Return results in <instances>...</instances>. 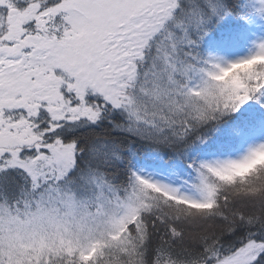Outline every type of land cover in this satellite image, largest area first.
Instances as JSON below:
<instances>
[{
  "label": "snow or ice",
  "instance_id": "snow-or-ice-1",
  "mask_svg": "<svg viewBox=\"0 0 264 264\" xmlns=\"http://www.w3.org/2000/svg\"><path fill=\"white\" fill-rule=\"evenodd\" d=\"M0 264H264V0H0Z\"/></svg>",
  "mask_w": 264,
  "mask_h": 264
}]
</instances>
